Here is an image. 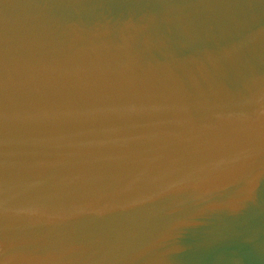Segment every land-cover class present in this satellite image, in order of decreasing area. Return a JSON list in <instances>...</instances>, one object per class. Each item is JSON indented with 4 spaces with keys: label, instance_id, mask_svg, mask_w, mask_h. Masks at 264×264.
<instances>
[{
    "label": "water",
    "instance_id": "1",
    "mask_svg": "<svg viewBox=\"0 0 264 264\" xmlns=\"http://www.w3.org/2000/svg\"><path fill=\"white\" fill-rule=\"evenodd\" d=\"M0 264H264V0H0Z\"/></svg>",
    "mask_w": 264,
    "mask_h": 264
}]
</instances>
